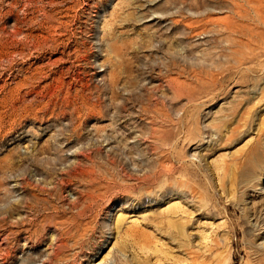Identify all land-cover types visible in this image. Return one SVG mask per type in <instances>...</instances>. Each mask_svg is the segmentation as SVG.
Returning a JSON list of instances; mask_svg holds the SVG:
<instances>
[{
	"label": "rangeland",
	"instance_id": "374dc122",
	"mask_svg": "<svg viewBox=\"0 0 264 264\" xmlns=\"http://www.w3.org/2000/svg\"><path fill=\"white\" fill-rule=\"evenodd\" d=\"M262 181L264 0H0V264H264Z\"/></svg>",
	"mask_w": 264,
	"mask_h": 264
},
{
	"label": "bare ground",
	"instance_id": "6f19581e",
	"mask_svg": "<svg viewBox=\"0 0 264 264\" xmlns=\"http://www.w3.org/2000/svg\"><path fill=\"white\" fill-rule=\"evenodd\" d=\"M228 27V26H227ZM226 27V28H227ZM228 29V28H227ZM225 31H228V32H230L229 30H225ZM249 34H251L252 35V33H249ZM247 36V35H246ZM241 41V40H240ZM240 43V42H239ZM232 50V49H231ZM233 52H235V51H233ZM235 53H237V52H235ZM234 53V54H235ZM233 55V54H232ZM232 55H230V56H232ZM236 56V58H237V55H235ZM226 59H227V62H228V60H231V62H232V59H229V53L228 54H226L225 56H224ZM232 58V57H231ZM234 58V57H233ZM225 59V60H226ZM224 60V62L226 63V61ZM235 60V59H234ZM231 62H228V63H231ZM235 62H236V60H235ZM239 62V61H238ZM237 62V63H238ZM224 63V64H225ZM227 63V65H228V67H229V64ZM233 63V62H232ZM233 65H235L234 63H233ZM238 66V65H237ZM236 66V67H237ZM227 67V68H228ZM224 71H227V70H224ZM227 73V72H226ZM263 147V146H262ZM252 152V151H251ZM252 154V153H251ZM257 174H259V173H257ZM244 182H245V180H244ZM245 185V184H244ZM254 184L252 183V184H250V185H248V186H253ZM258 185H259V187H258V191L259 192H263L264 191V181H262V182H260V183H258ZM247 189V188H246ZM246 202H248V201H246ZM249 203V202H248ZM252 218V217H251ZM252 219H254V218H252ZM254 221V220H253ZM253 224H254V222H252ZM257 225V224H256ZM257 233V239H256V241H255V243H254V245H253V247H252V249L251 250H249V252H250V254L252 255V258H263L264 259V228L262 227L261 228V226L260 227H258L256 230H255ZM258 260V259H257Z\"/></svg>",
	"mask_w": 264,
	"mask_h": 264
}]
</instances>
